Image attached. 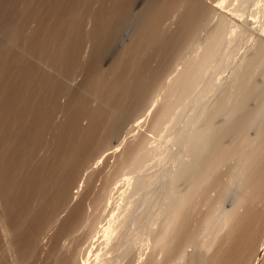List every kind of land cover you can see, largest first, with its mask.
Wrapping results in <instances>:
<instances>
[{
    "label": "bare ground",
    "instance_id": "6f19581e",
    "mask_svg": "<svg viewBox=\"0 0 264 264\" xmlns=\"http://www.w3.org/2000/svg\"><path fill=\"white\" fill-rule=\"evenodd\" d=\"M20 1L0 0V58L25 76L16 71L18 84L0 63L14 81L11 91L0 82L9 88L0 90V198L16 212L29 198L49 204L39 224L22 203L36 218L28 226L41 225L13 242L27 245L26 264L36 255L38 264H264V25L224 75L230 47L242 44L226 13L255 0ZM9 43L23 46L16 54ZM14 101L21 118L9 115ZM186 110L181 149L167 152L174 165L147 175L153 135ZM149 117L151 137L140 133ZM5 125L24 128L17 141ZM39 138L54 150L36 163Z\"/></svg>",
    "mask_w": 264,
    "mask_h": 264
},
{
    "label": "rangeland",
    "instance_id": "374dc122",
    "mask_svg": "<svg viewBox=\"0 0 264 264\" xmlns=\"http://www.w3.org/2000/svg\"><path fill=\"white\" fill-rule=\"evenodd\" d=\"M19 1H20V0H19ZM32 1H33V0H31V3L35 2V1H33V2H32ZM46 1H48V0H46ZM50 1H51V0H50ZM61 1L63 2V0H61ZM205 1H206V0H205ZM207 1H208V0H207ZM28 2H29V1H28ZM161 2H162V1H160V3H161ZM255 2H256V3H255L256 5L254 4V1L252 2V5H255V6H252V5L250 6V5H249L250 7H247V8H245V7H246V6H245V7H244L245 10L243 9V11L234 12V13H232V14H230L228 11H221V10H224V9H220V10H218V13H219V12H225V13L228 12V13H226V14H227V18H228V20H229V23H230V25H236V26H237V33H238V36L241 38V41H242L241 43L243 44V45L241 44V46H239V47L237 48V49L242 48V49H240V50H237V49H233V50H232L233 47H230V49L228 48L229 51L231 50V52H233V53H230V55L232 54V55L229 57L230 60L227 59V63L229 64V66L227 65V67L225 68V71L227 72V74H226V73L224 74L225 76H226V75L228 76V75L230 74V72L232 71V68L235 66V64H236V63H239V61H240V59H241V57H242V54L244 53V51L246 52V47L248 48V46H252V45H253L252 43L254 42V40L256 39V37L262 33V29H263V25H264V0H261V2H260V0H257V1L255 0ZM19 3H21V1H20ZM22 3H23V2H22ZM37 3H39V1H36V4H37ZM48 3H49V2H48ZM51 3H53V2H50L49 4H51ZM257 3L259 4V6H258ZM235 4L239 5V3H237V2L235 3V2H234L232 8H235V7L237 6V5H236V6L234 7ZM33 5H35V4L33 3ZM65 5H66V1H65ZM161 5H162V4H161ZM225 6H227V4H226ZM221 8H222V7H221ZM229 8H230V7H229ZM228 10H229V9H228ZM29 13L31 14V12H29ZM32 18H33V17H32ZM167 32H169L168 29H167ZM1 38H2V37H1ZM159 43H160V42H159ZM9 44H12V45H13V43H9ZM4 45H5V47H6L7 44H4ZM14 45H15V43H14ZM14 45H13V48L15 47ZM16 45H17V44H16ZM18 45L21 46V44H18ZM18 45H17V48H18V50H19L20 47H18ZM7 46H8V45H7ZM22 46H23V45H22ZM22 46H21V47H22ZM230 46H231V45H230ZM7 48L9 49V48H11V47L9 46V47H7ZM11 49H12V48H11ZM15 49H16V48H14V51H13V52H16V54H17V51H18V50L15 51ZM236 50H237V52H235ZM153 51H154V50H152V53H150V52H149V53H150V54H155V55H157L158 50H157V51H154V52H153ZM229 51H226L227 54H225V56L228 55V52H229ZM238 51H239V52H238ZM158 54H159V53H158ZM244 54H245V53H244ZM108 55H109V56H107V58H106V62H107V63L110 62V61L113 59L112 56L110 57V53H109ZM111 55H112V53H111ZM156 57H157V58H156ZM158 57H159V58H158ZM161 57H162V55L159 54V55L155 56V59H154L153 61H155V60L157 59V62H158V60H159V61L161 60V59H160ZM227 58H228V57H227ZM107 59H108L109 61H107ZM0 60H1V58H0ZM2 60H3V59H2ZM2 60L0 61V63H1V67H2V65H3V66H6V65H7V67H5V69H7L8 67L10 68V65L13 66L12 68H10L9 71H8V70H6V71H8V72L11 74L12 78H14L15 75H16V71H18V70L20 71V68L17 67L18 65H16V66H15V64L12 65V64H11V63H12L11 60H10L11 63H9L10 61H9L8 59H7L8 61L4 59L3 64H2ZM228 60H229V61H228ZM171 61H172V60H171ZM4 62H8V63H9V66H8V63H4ZM153 63H154V62H153ZM5 64H6V65H5ZM156 64H157V63L155 62V65H156ZM14 67H15V68L17 67V70H15V71L13 72L12 69H13ZM231 67H232V68H231ZM3 68H4V67H3ZM3 68H0V73L4 71V74H3V73H1V74H3L2 76H5V75H6V71H5V69L3 70ZM9 68H8V69H9ZM15 68H14V69H15ZM14 69H13V70H14ZM230 69H231V71H230ZM1 70H3V71H1ZM19 71H18V72H19ZM213 71H214V70H212L211 73H212ZM258 71H259V68L257 69V73H258ZM8 72H7V74H8ZM19 73L21 74V72H19ZM228 73H229V74H228ZM1 74H0V75H1ZM10 74H8V75H10ZM12 74H13V75H12ZM14 74H15V75H14ZM8 75H6V76H8ZM17 76H18V79H20V78H23L24 75L22 76V74H21V75L19 76V74H17V75H16V78H17ZM217 76H218V75H216V78H215V79H216V80H217V79H220V78H217ZM218 77H220V76H218ZM3 78H4V79H3ZM3 78L0 77V82L2 83V81L5 80V82L7 83V80H8V83H7V84L5 83V84L9 86V88H10L9 91H11V87H10V85H9V78H10V76H9L8 79H7L6 77H3ZM24 78H25V76H24ZM24 78H23V79H24ZM2 79H3V80H2ZM6 79H7V80H6ZM10 80L13 81L11 78H10ZM14 81H15V82L17 81V83H18V80L15 79V78H14ZM14 81H13V82H14ZM19 81H20L21 83H23V80L21 81V79H20ZM3 83H4V82H3ZM17 83H15V84L12 83V84H13V86H16ZM5 84H4V85H5ZM10 84H11V83H10ZM18 84H19V83H18ZM2 85H3V84L0 85V90H1V86H2ZM20 85H22V84H20ZM8 86H7V87H8ZM11 86H12V85H11ZM5 88H6V86H4V88H3V86H2V92H3V89H5ZM9 88H6L7 91H8ZM9 91H8V92H9ZM0 92H1V91H0ZM45 93H46V92H45ZM45 93H43V94L45 95ZM0 94H1L2 97H4V96L6 95L5 93H4V96L2 95L3 93H0ZM40 94H41V93H40ZM40 94L37 95V96H40ZM43 94L39 97L40 100H42V97H44ZM11 95H13V94L11 93ZM1 96H0V97H1ZM7 96H8V93H7ZM35 98H36V100H35ZM35 98H34L33 102L30 101V104H31V102H32V104H31V105L29 104V105L32 107V106H33V103H34V107H35V108H33L32 112H34V109H35V110L37 109L36 107L39 108L40 105H41V104H40L41 102H40V100H39V102H37V103L40 104V105H39V106H35V104H37V103H35V102L37 101V97L35 96ZM2 100H3V99H2ZM2 100H1V101H2ZM1 101H0V103H1ZM15 102H16V101H14V103H15ZM3 103H4V102H3ZM3 103L0 104V105H1V106H0V110L3 109V108H2V107H3ZM16 104H18V103L16 102ZM63 104H64V101H63ZM14 105H15V104H14ZM14 105L12 104V106H14ZM17 106H19V104L16 105V106H14L13 111H12V109H11V112H12V113L9 114V115L12 116V114H13L14 112H16L14 109H15V107H17ZM24 106H26V105H24ZM11 108H12V107H11ZM31 109H32V108H30V107H29V109L27 108L28 111H31ZM16 110H18V107L16 108ZM24 110H25V109H24ZM27 110H26V111H27ZM37 110H38V109H37ZM28 111H27V112H28ZM187 111H188V110H186V111L184 112L185 114H183V116H184L183 118H184V119L181 117L182 120H181V119H180V120H175V122H173L172 124H169V127H168L169 130H168V132H167V130L164 131L165 133H162V135L160 134V135H161L160 137L157 136L158 138H156L155 135H153L152 133H149V132H148V130H149L148 128H149V125H150V123H151V118H150L151 115H150V117H149V118H148V119L142 124L143 126H142L141 129H140V130H141L140 133H143V132H144L143 134H146V135H148V136H150V137L153 135V137H152L153 139H151V138H150V139H151L152 141L155 142V139H154V138H156V142L154 143V142L151 141V142H150V145H151V146L154 145V146H152V147H155V146H156L155 148H157V151L155 152V157L153 158V161L151 160L152 162H151V163L149 162V164L147 165V170H148V171H147V170H146V171H147L148 173L145 171V172L147 173V175H149V174L152 175V173H153V176H154V174H155V176H156V175H157V176L164 175V174L167 173V170H169V169L174 165V162L170 159L169 156L171 155V152H173V153L175 152V153H176V151H178V150L181 149V147H180V146L178 145V143H177V136H178L179 133H180V129H181V128L183 127V125H184L185 119L187 120V118H185L186 115H187V113H189V112H187ZM17 112H18V111H17ZM19 112H20V111H19ZM32 112H28V113L30 114V113H32ZM35 112H36V111H35ZM37 112H39V111H37ZM37 112H36V113H37ZM1 113L4 114L3 110H2V112L0 111V114H1ZM6 113H7V112H6ZM36 113H34V115H33V114H31V115L28 114V116H30V119H31V120L34 119L33 116H35ZM14 114H15V113H14ZM14 114H13L12 118H15V117L17 116L18 113H16V115H14ZM6 115H7V114H6ZM20 115H21V114H19L17 117H20V118H21ZM37 115L39 116V114H36V117H37ZM3 116H4V115H2L1 117H3ZM56 116H57V115H55V118H56ZM63 116H64V117H63ZM63 116H62V114H60V116H58V117H59L58 119H59L60 122H61L62 120H66V119H65V115H63ZM1 117H0V120H2ZM17 117H16V118H17ZM25 117H26V118H23V116H22V118H23L24 120H27V119L29 118V117H27V116H25ZM32 117H33V118H32ZM36 117H35V119H36ZM61 117H62V119H60ZM12 118H10V119H12ZM16 118H15V119H16ZM20 118H19V120H21ZM37 118H38V117H37ZM55 118H52V120H54ZM63 118H64V119H63ZM8 119H9V118H8ZM8 119L6 118L5 120H8ZM10 119H9V120H10ZM23 119H22V120H23ZM30 119H29V120H30ZM35 119H34V120H35ZM56 119H57V118H56ZM56 119H55V120H56ZM3 120H4V119H3ZM55 120H54V122H55ZM24 122H25V121H24ZM26 122H27V121H26ZM26 122H25V123H26ZM54 122H53V123H54ZM1 123H2V122H1ZM1 123H0V124H1ZM22 124H23V126H24V123H22ZM54 124L57 125V121H56ZM54 124H53V125H54ZM1 125H2V124H1ZM3 125H4V124H3ZM3 125H2V126H3ZM16 125H20V124H19V123H18V124L16 123ZM16 125H12V127L9 125L11 128H10L9 126H8V127H9L11 130H9V132H6L7 134L9 133V135L11 134V135H10V138H11V136H12L13 139H14V141H17V138L15 139V137H18V135L16 136V133H17V134H21V133H20V132H21L20 130L22 129V128H21L22 126H16ZM25 125H26V126H25V128H26L27 125H28V123L25 124ZM5 126H6V125H5ZM13 126H14L15 129H16V127H18V128L20 127V128H21V129L19 128V131H14V132H15V136H13V134H14V133H13V130H15V129L13 128ZM15 126H16V127H15ZM46 126H48V125H45V127H46ZM6 128H7V126H6ZM9 128H7V130H8ZM12 128H13V130H12ZM4 129H5V128H4ZM45 129H46V128H44V131H43V132H45ZM47 129H50V128L47 127ZM47 129H46L47 134L45 133L47 136H50V135H48L49 132H50V134H51V133L54 134V131L51 132L50 130H47ZM7 130H6V131H7ZM16 130H18V129H16ZM22 130H24V128H23ZM51 130H52V129H51ZM140 130H139V131H140ZM10 131H11V133H10ZM139 131H136L137 134L139 133ZM18 132H19V133H18ZM136 132L133 133V134H134V136L132 137L133 139H134V137H136V136H138V135H142V134H140V133L137 135ZM4 133H5V132H4ZM7 134H6V135H7ZM135 134H136V135H135ZM151 134H152V135H151ZM9 135H8V136H9ZM42 135H43V134H42ZM42 135H41V137H43V138L45 137V138L47 139V141L50 140V138H51V137H50V138L48 137V138H49V139H48L47 136H45V135L42 136ZM51 136H52V139H51L50 141H48L47 143H49V142L51 143V141H53V136H54V135L51 134ZM36 137H37V136H36ZM38 137H39V136H38ZM38 137H37V138H38ZM132 138H131V139H132ZM13 139H12L11 143L13 142V145H14V146H17V147H15V148H18V145H16V143L14 144ZM19 139H20V138H19ZM46 139H45V141L42 140L43 142H45V146H44L43 142H41V138H39L40 141L38 140V142L41 143V144L39 143V146H40V147H41V145L44 146V147H41V149H42V150H41V151H42L41 153H40L39 150L36 151V149H39V148H40L38 145H36V144H38V143L35 144L36 146H38V148L35 147V146H34V148H33L35 151H34V150H30V151H33V153L36 152V153H34V154H38V155H36V157H34V154L31 152L32 155H33V156H32L33 159L35 158V159L37 160L36 163L39 162V161H38L39 158H38L37 156H39V155L42 156V153H45V154H43V155L45 156L47 152H48V153H49V151L51 152V148H52V151L54 150V146H52L53 144H50V145L47 144V146H48L47 150H49V151H47V150L45 149V147H46ZM133 139H132V140H133ZM21 140H22V138H21ZM21 140L19 141L20 143L18 142L17 144H21V143H22ZM24 140H25V138H24L22 141L24 142ZM129 140H130V139H129ZM11 143H10V146H11ZM25 143H26V142H25ZM27 143H28V142H27ZM151 143H152V144H151ZM22 144H24V143H22ZM13 145H12L11 147H13V149H14V146H13ZM20 146H21V145H20ZM31 147H32V146H31ZM28 148H30L29 145H28ZM35 148H36V149H35ZM43 148H44L45 150H44ZM49 148H50V149H49ZM9 149L12 150V148H9ZM9 149H8V150H9ZM18 149H19V148H18ZM25 149H26V147H25ZM30 149H31V148H30ZM14 150H15V149H14ZM12 151H13V150H12ZM17 151H18V150H17ZM17 151H16V152L13 151V152H11V153H15V155H16V154H17ZM38 151H39L40 154L37 153ZM44 151H46V152H44ZM168 151H169L170 153H169ZM167 152H168L170 155H169ZM166 153H167V154H166ZM9 154H10V153H9ZM15 155H13V156L11 157V158L13 159L14 162L16 161L15 157L18 156V155H17V156H15ZM167 155H168V156H167ZM171 156H172V155H171ZM32 157H31V158H32ZM39 157H40V156H39ZM37 158H38V159H37ZM43 158H44V157H43ZM43 158L41 157L40 159H43ZM33 159H31V160H33ZM40 159H39V160H40ZM36 160H34V161H33V164H32V167H34V168H37V167H38V164H35V161H36ZM40 161H41V160H40ZM113 161H115V159H112V160H111V162H113ZM31 162H32V161H31ZM172 162H173V164H172ZM111 164H112V163H111ZM171 164H172V166H171V167H168V166H170ZM13 166H14V164L12 165V167H13ZM166 167H167V168H166ZM165 169H166V170H165ZM13 170H14V167H13ZM149 176H150V175H149ZM35 193H36V192H35ZM2 196H3L5 199H7V198L4 196V194H1V198H2ZM36 196H37V195H36ZM1 198H0V199H1ZM33 199H34L35 202H36V199H38L39 201H41L40 198H37V197H34V198H32V199L29 198L28 200H30V202L27 200L29 203H28L26 200H24L27 204H26L24 201H22V200H21V201H22V203L24 202L23 205H25V207L27 206L26 208H30V207H31L32 210H33V208H34V211H35V212H36V210H38V214H39V215L35 214L36 216H35V215L33 216V214H34L35 212H34V211L31 212V211H32L31 209H29V211H27V210H26V211L29 212V213H31V214H32V217H37V220H38V218L40 219V216H41V219H40L41 223H39V220L36 221V222H38L39 224H42V219H43V217H44L45 215H41V214H42L41 212H42V210L44 209V207H46V208L44 209V211L46 212V209L48 208L47 206H48L49 204H47V205H46V204L43 205V204H41V202L37 201L39 204H41V205H37L38 203H37V202H36L37 204L34 203V202H33ZM51 199H52V200H51ZM3 200H4V199L2 198V201H3ZM7 200H8V199H7ZM7 200H4V201H7ZM50 200H51V201L54 200V199H53V195L48 199L49 202H50ZM2 201H1V202H2ZM4 201H3V202H4ZM12 201H13V200H12ZM21 201H20V203H21ZM46 201H47V199H46ZM1 202H0V203H1ZM3 202L1 203L2 206L5 205V204H3ZM7 202L9 203L10 201H7ZM15 202H16V201H15ZM10 203H12V202H10ZM10 203H9L8 205H7V203H6V206H5V207H2L1 204H0V206L2 207V209L5 211V214H7V212H6V211H7L6 207L9 208V209H8V210H9V211H8V212H9L8 214H10V215L7 214V215H6L7 217H6L5 214H4V216L7 218V220H6L5 218H3V217H4V216H3V213H4V212L2 213V212H1L2 209L0 210V213H1V214H0V243L3 242V244H1L3 247L0 245L1 248H2V249L0 248V253H1V255H2V258L0 257V258H1V259H0V263H2L1 261H3L2 259L4 258L5 260L3 261V263L6 262L7 264H26V262H27V259H26V257H25V256H26V255H25L26 252L24 251L25 253H23V249H24L25 246H27V245H26V244H23V247H22V243H21L20 246H19V244H18V246H17V244H15V243H13V242H16V241L18 240L19 242L23 241V243H24L25 240H27V239H26V237H25L26 235L24 236L25 238L21 236V235H24V234H23V230H24V229L27 230V233H28V235H29L30 233L33 232V231H31V229H34L38 224L35 223L36 225H35L33 228L30 227L31 224H32V221H33V220L35 221L36 218H33V220H32V217H29V218L27 217L29 214H27L26 211L23 212V210L26 209V208L23 209L24 206L22 205V203L19 204L20 207H21L20 210H22V211H18L19 209H17V212H18V213H17L16 211L13 210V208H14L15 206L12 208V205L14 204V201H13L12 205H11ZM17 203H19V202H17ZM9 205H11V206H9ZM14 205H15V204H14ZM16 205H18V204H16ZM42 205H43V206H42ZM35 206H36V207L39 206V208L37 207V209H35ZM1 207H0V208H1ZM17 207L19 208V206H17ZM17 207H15V208H17ZM40 207H41V209H40ZM42 207H43V209H42ZM10 209L13 210V212L16 214V216H14L15 214L12 213V210H11V212H10ZM39 209H40V210H39ZM15 210H16V209H15ZM39 211H41V212H40L41 214L39 213ZM44 211H43V212H44ZM20 212H22V213L20 214V216L22 215V218L19 217V213H20ZM45 212H44V213H45ZM11 213H12L13 216H14V220H13L14 222L10 219L11 216H12ZM23 213H24V214H25V213L27 214V215H26V214L24 215V216L27 217V218H25V217L23 216ZM44 213H43V214H44ZM17 215H18V218H20V220H19L18 218H16L17 220L15 219V217H17ZM8 216H10V217H8ZM23 217H24L25 219H29V220H30V221L27 220V224H25L26 226L23 225V224H24L23 222L26 221V220L23 221V219H24ZM12 219H13V218H12ZM21 219H22L23 222L21 221ZM15 220H16L17 222L20 221V223L22 222L23 224L21 223V225H23V226H20V223H19L18 226H15V227H14V225H16V224H13V223H16ZM31 220H32V221H31ZM34 221H33V224H34ZM28 224H29L30 226H28ZM27 226H28V228H27ZM12 227H13V229H15V232H12V231H13ZM16 227H17V228L21 227V228H19V229H21V231H19V229L17 230ZM23 227H24V229H23ZM37 227L39 228V227H41V225H39V226H37ZM37 227H36V228H37ZM26 228H27V229H26ZM36 228H35V229H36ZM28 229H29V230H28ZM16 230L19 231V233H16ZM25 230H24V231H25ZM38 230H39V229L35 230V233H37ZM28 231H31V232L29 233ZM36 231H37V232H36ZM27 233H25V234H27ZM33 233H34V232H33ZM33 233H32V234H33ZM4 234H6L7 236L4 235ZM12 234H13V236H12ZM15 234H16V235L19 234L21 237L19 236L20 238H18V236H17V238H16V235H15ZM32 234H30V235H32ZM28 235H27V236H28ZM4 236H6V237L4 238ZM11 236H12V238H11ZM15 238H16V239H15ZM5 239H6V240H5ZM11 239H12V240H11ZM14 239H15V241H14ZM22 239H25V240H22ZM4 241H5V242H4ZM11 241H12V242H11ZM18 241H17V243H19ZM27 242H28V240L26 241V243H27ZM24 245H25V246H24ZM16 246H17V247H16ZM22 248H23V249H22ZM21 249H22V250H21ZM24 250H26V248H25ZM4 251H5V252H4ZM1 255H0V256H1ZM3 255H5V256L3 257ZM5 257H6V258H5ZM23 257H25V259H23ZM37 257H38V256L36 255L35 258L33 259V261H32L33 264H36V262H37V264H38V258H37ZM36 258H37V259H36ZM34 260H35V262H34ZM4 264H5V263H4ZM27 264H28V263H27Z\"/></svg>",
    "mask_w": 264,
    "mask_h": 264
}]
</instances>
